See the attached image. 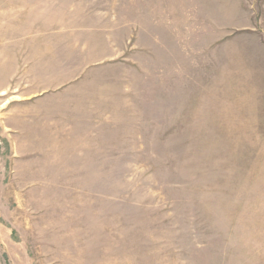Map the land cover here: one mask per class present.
I'll use <instances>...</instances> for the list:
<instances>
[{"label":"rangeland","instance_id":"374dc122","mask_svg":"<svg viewBox=\"0 0 264 264\" xmlns=\"http://www.w3.org/2000/svg\"><path fill=\"white\" fill-rule=\"evenodd\" d=\"M0 264H264V0H0Z\"/></svg>","mask_w":264,"mask_h":264}]
</instances>
